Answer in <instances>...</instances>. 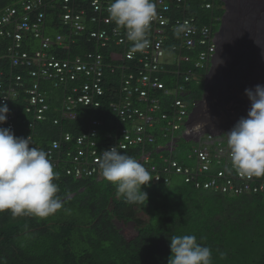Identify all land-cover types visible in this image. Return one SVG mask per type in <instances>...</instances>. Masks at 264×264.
<instances>
[{
	"label": "built area",
	"instance_id": "1",
	"mask_svg": "<svg viewBox=\"0 0 264 264\" xmlns=\"http://www.w3.org/2000/svg\"><path fill=\"white\" fill-rule=\"evenodd\" d=\"M84 1L85 4L81 0H62L60 19L66 36L58 34L54 38L45 35L49 5L45 6L42 1L29 2L21 9L8 8L0 14V103H6L9 108L21 96H26L25 113L33 116L32 122L38 127L39 123L46 121V114L50 110L47 96L41 91L42 84L50 83L66 94L60 102L62 120L76 121L79 108L100 110L105 116V101L107 113L113 115L106 130L102 128L101 120L87 116L85 126L74 127L72 132L59 133L58 140L47 150L52 164L59 167L60 160L55 159V156H61L70 161L65 171L67 176L101 180L103 177L97 161L103 151L111 146H116L123 153L139 149L137 160L150 171L155 182H168L167 179L164 180L165 177L174 173L184 175L186 183H191L194 177L177 162L166 160L167 167L163 168L153 163L156 147L152 145L155 140L148 136V129L155 127V116L159 114V119L166 122L161 130L166 137L167 134L170 136V140L164 147H159L155 154L160 155L165 150L173 152L179 139L189 138L199 143L198 149L193 152L197 157L198 172L207 173L211 177L205 184L206 189L224 194L263 190L264 176L247 177L234 170H226L231 166L227 146H223L222 141L215 145L217 137L203 136L200 133V128L205 123L204 114L208 111L200 113L198 121L188 127L192 115L202 109L204 99H191V103H187L185 99L191 97V91L185 83H199L203 80L206 85V77L218 49L217 35L210 25L202 24L198 18L187 13L178 18L175 13L183 6V9L192 8L194 12L201 9L219 10L218 2L156 0L157 15L148 30L151 46L144 52L135 53L130 59L127 53L132 43L126 39V30L116 26L107 11L111 0ZM189 2L192 3L191 6H188ZM179 25H186L190 31L177 38L174 32ZM28 36L39 41V48L30 51L24 48V41ZM81 38V41H87L93 47L85 58L58 59L51 53L53 48L69 51L71 44ZM173 39H179L181 45L171 44L167 50V42ZM111 45L119 48L117 56L112 55V58L119 60L120 64L111 69V74L118 71L121 73L117 87V81L106 78L109 66L98 51ZM184 50L197 51V59L183 57L181 53ZM167 54L176 56L173 64L161 63ZM187 64H194L195 69L202 71L204 75L198 77L193 69L186 67ZM166 74L178 79L174 90L166 88ZM182 79L185 83L180 82ZM161 91L163 97L159 94ZM165 104L166 107L167 104L172 106V110H169L171 113L162 112ZM203 110L204 108L201 112ZM18 113L20 110L16 106L7 114L6 122L0 124V127L10 128L16 135L21 131L16 122ZM53 125H60V120L53 121ZM31 135V131L24 133L26 138H31ZM211 146H214V155Z\"/></svg>",
	"mask_w": 264,
	"mask_h": 264
},
{
	"label": "trees",
	"instance_id": "2",
	"mask_svg": "<svg viewBox=\"0 0 264 264\" xmlns=\"http://www.w3.org/2000/svg\"><path fill=\"white\" fill-rule=\"evenodd\" d=\"M38 1L50 7L46 11L45 35L66 36L59 19L62 0H0V13L7 7L20 9L26 3ZM81 2L85 4L84 0ZM213 2L220 3V0ZM223 2L226 9L234 6L228 0ZM191 5L189 2L188 6ZM220 5L223 6L222 3ZM183 8L175 13L176 17L181 18L184 13L197 17L202 24L210 25L214 33L218 31L224 13L225 23L229 17L228 10L225 12L214 8L194 12L192 8ZM255 15L256 19L261 16L258 10H255ZM49 32L54 33L51 35ZM84 44L85 42H80L72 45V57L83 54ZM171 44L181 45L179 39H173L167 42V50ZM24 45L30 51L39 48V41L28 36ZM98 51L109 66L106 78L117 81V87L121 73L118 71L111 74V69L120 64L112 58L119 48L111 45ZM181 55L195 60L198 57L197 51L189 50H184ZM223 60L228 65L217 66L215 75L224 79L230 61ZM186 67L193 69L198 77L204 75L202 71L195 69L194 64H187ZM177 80L169 74L164 76V83L169 90L175 89ZM180 82L185 83L183 79ZM185 85L193 97L192 87L195 86L201 92L205 83L201 80L199 83L193 81ZM41 91L47 96L50 110L46 114V121L39 123L38 127L32 122L33 116L25 113L26 96H21L18 102H14L9 107V112L16 106L20 110L16 122L21 131L15 136L25 138V131H31L32 134L35 131L33 136L36 144L46 152L58 140L59 133L72 132L74 127L85 126L87 116L96 117L100 114L92 108H79L76 122L69 123L61 118L60 102L66 95L62 92L64 90L45 83L42 84ZM162 92L159 94L163 97ZM163 100L165 101L164 98ZM167 105H163L162 112L171 113L169 110H172V106ZM56 119L60 120L58 126L53 125ZM103 120L105 126L108 125L106 122L109 119ZM155 120V127L148 129V136L155 140L152 146L164 147L170 140V136L167 134L166 137L161 130L166 122L159 119V114H156ZM184 141L183 138L178 140L175 152ZM220 143L226 146V138L215 140V145ZM195 146L193 152L199 147L197 144ZM210 148L214 155V146ZM139 152V149H134L125 154L137 159ZM175 152L162 153V160L159 156L153 157V163L163 168L167 167L166 160L175 161L180 167L190 171L194 181L186 183V177L179 174L165 177L164 180L167 179L168 182L156 184L153 179L150 186H142L148 199L138 204L126 203L123 197L116 194L115 186L108 181L100 186L95 180H75L68 177L65 171L70 161L56 155L55 159L60 161L59 167L53 165L58 174L53 182L58 185L57 195L63 207L43 218L34 215L13 217L8 211L0 212V264H168L171 254L168 238L173 235H195L199 244L212 250V264H264V194L224 197L215 190L206 189L205 184L211 177L207 173L198 172L195 154L182 155L185 161L179 162L174 158ZM152 177L154 178L153 175ZM141 214L148 219L144 220ZM116 223L134 224L136 236L131 240L126 239L117 229Z\"/></svg>",
	"mask_w": 264,
	"mask_h": 264
},
{
	"label": "clouds",
	"instance_id": "3",
	"mask_svg": "<svg viewBox=\"0 0 264 264\" xmlns=\"http://www.w3.org/2000/svg\"><path fill=\"white\" fill-rule=\"evenodd\" d=\"M220 3H218V7L220 6L219 8L226 12L224 2L220 0ZM8 8L12 7L3 9L1 13ZM107 11L115 25L126 30V39L132 43L127 53L128 58L131 59L135 53L144 52L151 46L148 30L157 15L156 0H111ZM60 16L59 8V19ZM223 17L220 19V24ZM188 31L190 28L186 25H179L174 35L179 38L182 33L186 34ZM218 32L215 34L217 35ZM46 35L54 38L57 34L55 36ZM81 40L82 38L72 43L69 51L53 48L51 53H54L53 55L58 59L85 58L87 53L93 50V47L87 41ZM80 42H85L83 50L86 53L83 52L81 55L72 57V45ZM113 55L117 56V54ZM245 95L250 100L248 102H251L247 116L241 117L230 131L213 137L226 138L231 165L226 170H234L241 176L261 177L264 176V85L257 84L254 88H246ZM105 104L106 101L103 102L105 116L100 110H97L100 114L95 117L103 122L104 130L108 128L110 118H113L111 113H107ZM209 112L210 109L204 115H208ZM8 113V105L0 103V124L6 122ZM103 118L109 119L106 122L108 125L105 126ZM72 122L69 121V123ZM33 134L31 140L30 136L27 138L17 137L10 128L0 127V212L8 211L13 217L34 215L43 218L56 213L63 207L62 201L57 195L58 185L53 182L58 174L54 171L48 153L36 144ZM206 135L203 134V136ZM183 139L199 145L198 141L189 138ZM158 148L154 149V157L159 156L160 158L162 153H168L165 150L160 155L155 154ZM176 148L173 149V152ZM97 163L103 177L101 180L97 178L75 180H95L99 183L106 180L115 186L116 194L123 197L129 204H138L148 199L142 186H150V182L154 178L137 159L121 152L116 146H111L102 152ZM155 183L157 184V182ZM218 194L224 197L259 196L264 194V189L244 194L234 192L225 194L218 192ZM69 197L73 198V196ZM118 224L120 223H116V226ZM128 225L135 227L132 223ZM168 239L171 253L168 264H212V250L199 244L195 235H173Z\"/></svg>",
	"mask_w": 264,
	"mask_h": 264
},
{
	"label": "bare ground",
	"instance_id": "4",
	"mask_svg": "<svg viewBox=\"0 0 264 264\" xmlns=\"http://www.w3.org/2000/svg\"><path fill=\"white\" fill-rule=\"evenodd\" d=\"M228 1L234 6L226 9L229 11V17L226 23L225 19H222L217 34L218 49L206 77L205 86L209 93H205L202 109L209 108L213 102L217 103L214 107L228 106L229 109L221 113L218 119L216 113L212 114V122L219 125L216 128H210V124L206 123L209 118L204 116L205 123L200 128V133L210 136H219L230 131L241 117H246L251 102H248L250 100L245 95V89L254 88L257 84L264 85V0ZM255 10L260 12L259 19L255 18ZM222 58L230 61L224 79L215 75L217 66L228 65ZM214 107L211 108L213 111L216 110ZM201 110L192 115L188 123L189 128L198 121L200 113L204 114V110Z\"/></svg>",
	"mask_w": 264,
	"mask_h": 264
},
{
	"label": "rangeland",
	"instance_id": "5",
	"mask_svg": "<svg viewBox=\"0 0 264 264\" xmlns=\"http://www.w3.org/2000/svg\"><path fill=\"white\" fill-rule=\"evenodd\" d=\"M198 11V10H197ZM199 12V11H198ZM210 23V22H209ZM222 24V22H221ZM221 24L219 25V29L218 31L220 30L221 28ZM54 32H49V34H53ZM176 60V56L173 55V54H167L162 60H161V63L162 64H173ZM193 91H194V95L193 97H188L185 99V101L187 103H190L191 102V98L193 99H198V100H201L203 99L204 97V86L202 88V91L199 92L198 90H196L195 86L192 87ZM205 93L208 94L209 91H206V86H205ZM238 96V95H237ZM206 97V96H205ZM240 98V95L239 97ZM215 104L217 103H212L209 105V108H206L203 112H207L208 109H211L215 106ZM216 110V112H214L212 109L210 110L209 114L207 115L209 120L206 122L207 124H210V128H216L218 127L219 125H217V123H213L212 120L214 119V117L212 116V114L216 113L217 116H216V119H218L219 117H221V113H224L226 110H228V106H226L225 108H223L222 106L219 105V107H214ZM225 109V110H222V109ZM221 114V115H220ZM225 117V116H224ZM195 144L194 142H188V141H184L182 142L180 145H179V149L174 153V158L179 161V162H184L185 158L182 157L183 156H187L188 155H191L193 153V149H194ZM105 183H107V181H105L104 183H99L100 186H103ZM69 199V198H68ZM140 216H143L144 220H147L148 218L144 215H140ZM117 228L118 230L122 233V235L127 238L128 240H131L132 238H134L136 236V230H135V227L133 225H124L123 223H120L117 225Z\"/></svg>",
	"mask_w": 264,
	"mask_h": 264
}]
</instances>
